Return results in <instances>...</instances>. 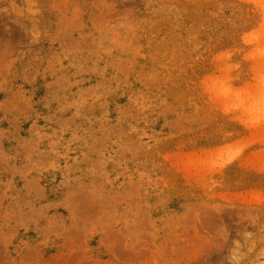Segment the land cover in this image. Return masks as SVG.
<instances>
[{"label": "rangeland", "instance_id": "obj_1", "mask_svg": "<svg viewBox=\"0 0 264 264\" xmlns=\"http://www.w3.org/2000/svg\"><path fill=\"white\" fill-rule=\"evenodd\" d=\"M0 264H264L255 0H0Z\"/></svg>", "mask_w": 264, "mask_h": 264}, {"label": "bare ground", "instance_id": "obj_2", "mask_svg": "<svg viewBox=\"0 0 264 264\" xmlns=\"http://www.w3.org/2000/svg\"><path fill=\"white\" fill-rule=\"evenodd\" d=\"M258 4V8L264 11V0H255Z\"/></svg>", "mask_w": 264, "mask_h": 264}]
</instances>
